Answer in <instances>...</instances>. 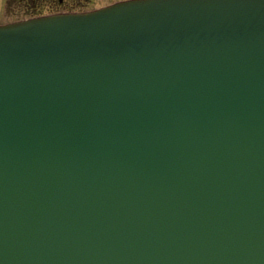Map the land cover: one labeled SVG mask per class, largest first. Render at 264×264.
Returning <instances> with one entry per match:
<instances>
[{"label": "water", "instance_id": "obj_1", "mask_svg": "<svg viewBox=\"0 0 264 264\" xmlns=\"http://www.w3.org/2000/svg\"><path fill=\"white\" fill-rule=\"evenodd\" d=\"M0 264H264V0L1 26Z\"/></svg>", "mask_w": 264, "mask_h": 264}, {"label": "rangeland", "instance_id": "obj_2", "mask_svg": "<svg viewBox=\"0 0 264 264\" xmlns=\"http://www.w3.org/2000/svg\"><path fill=\"white\" fill-rule=\"evenodd\" d=\"M58 1V0H56ZM57 4L50 0H0V22L26 15L28 11L43 12L58 9H84L109 0H64ZM59 2V1H58Z\"/></svg>", "mask_w": 264, "mask_h": 264}]
</instances>
